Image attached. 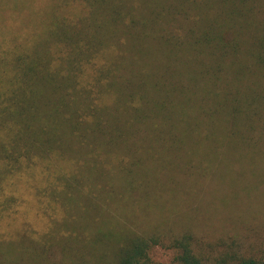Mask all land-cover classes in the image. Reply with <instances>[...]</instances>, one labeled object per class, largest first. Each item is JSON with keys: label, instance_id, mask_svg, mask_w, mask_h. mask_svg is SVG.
Masks as SVG:
<instances>
[{"label": "trees", "instance_id": "obj_1", "mask_svg": "<svg viewBox=\"0 0 264 264\" xmlns=\"http://www.w3.org/2000/svg\"><path fill=\"white\" fill-rule=\"evenodd\" d=\"M0 19V179L52 166L55 201L81 219L65 222L68 240L55 234L71 264H105L90 241L115 229L77 194L178 193L219 166L245 179L243 160L264 154V0H0ZM166 193L152 198L148 214L161 220L148 230L117 223L125 234L109 264H150L158 246L171 264H264L255 242L195 235L196 208L167 206ZM104 194L127 216V194Z\"/></svg>", "mask_w": 264, "mask_h": 264}, {"label": "rangeland", "instance_id": "obj_2", "mask_svg": "<svg viewBox=\"0 0 264 264\" xmlns=\"http://www.w3.org/2000/svg\"><path fill=\"white\" fill-rule=\"evenodd\" d=\"M8 24L12 26L13 22L10 20ZM4 26L5 22L0 19V42L5 30ZM252 155L249 159L243 160V166L246 169L245 179L228 173L221 176L218 174L219 166L212 170L211 174L206 175L204 184L192 188V185L188 183L189 188L178 187L181 191L174 192L176 194L170 191L171 188H104L105 190L95 188L99 191L97 195L101 198L100 200H92L87 195L77 194L81 201L87 204L93 201L100 210H104V214L108 216L105 219L113 217L108 222H112L115 229L107 230L108 237L99 236L103 240L99 243L92 239L89 248L96 256L101 255L99 258L102 259H97L98 261L105 264L111 263L115 259L113 251L118 246L117 238L125 234L122 229H118L117 223H121L122 220L127 222L134 220L137 232L148 230L149 226H154L161 220L158 216L148 214L153 204L152 198L158 193L167 192L164 197L168 200L167 206L174 205L172 201L178 198L181 211L189 210L187 206L196 208L197 212H194L192 221L187 226L195 235L203 237L211 245L219 240L228 241L229 237L235 238V243L242 242L244 245L255 242L264 258V180L259 181L257 176V172L264 171V154H256L251 159ZM200 158H202L200 155L194 156L196 162ZM207 159H204L202 164L208 167ZM225 160L229 158L226 157ZM216 164L217 162L213 163L214 166ZM42 165L27 172L15 174L11 178H5L6 181L0 179L3 181L1 186L4 184L5 187L0 188V264L72 263L70 258L74 257L72 251L68 248L67 250L62 242L54 240L55 234L56 238L68 240L72 230L65 225V222H76L81 219L75 211L69 207L64 208L55 201V199L59 201L56 192L60 188L56 190L50 186L52 174H49L47 170L50 168L52 170V166L45 170ZM234 169L239 170V165L234 166ZM252 169L254 177L251 174ZM185 177L180 173L178 178L183 183L186 180ZM10 183L12 187L8 188ZM213 192H215L214 195ZM104 193H112V198L115 197L120 202L126 198L127 194V216L122 215L123 209L108 201ZM214 196H218L217 198L222 196L223 200L215 201L212 198ZM184 198L187 201H184ZM155 205L160 206L157 203ZM178 231L181 233L183 227L179 226V230L176 229L175 232ZM13 238H15V244L21 246L20 249L10 245L4 248L8 242L12 243ZM67 245L68 242H65V246ZM81 247L79 243L78 249L81 250ZM245 251L247 252V248L235 245L231 253L240 255ZM172 257L171 251L158 246L150 252V264H171Z\"/></svg>", "mask_w": 264, "mask_h": 264}]
</instances>
